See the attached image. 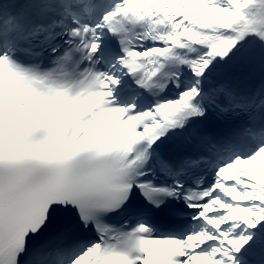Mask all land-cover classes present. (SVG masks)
<instances>
[{"label":"snow or ice","instance_id":"6c2138e0","mask_svg":"<svg viewBox=\"0 0 264 264\" xmlns=\"http://www.w3.org/2000/svg\"><path fill=\"white\" fill-rule=\"evenodd\" d=\"M0 264H264V0H0Z\"/></svg>","mask_w":264,"mask_h":264}]
</instances>
